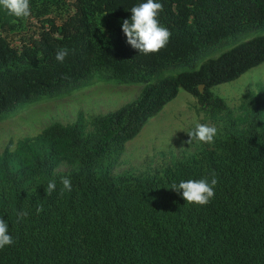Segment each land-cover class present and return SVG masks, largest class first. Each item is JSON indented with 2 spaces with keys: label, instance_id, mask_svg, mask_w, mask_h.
<instances>
[{
  "label": "trees",
  "instance_id": "1",
  "mask_svg": "<svg viewBox=\"0 0 264 264\" xmlns=\"http://www.w3.org/2000/svg\"><path fill=\"white\" fill-rule=\"evenodd\" d=\"M144 2L30 0L26 19L0 6V122L70 95L95 76L145 85L135 101L94 118L93 132L85 134L79 122L55 123L42 133L47 148L29 163L14 169L3 156L0 218L14 243L0 249V264H264L262 102L243 133L230 124L161 174L114 176L110 160L181 90L232 122L211 89L264 64V0H157L171 37L148 55L128 45L121 30L130 9ZM62 47L70 53L60 63ZM62 161L79 168L56 173ZM213 170L218 183L205 206L170 189ZM62 177L72 182L63 195ZM52 180L56 189L47 195ZM20 211L29 215L17 223Z\"/></svg>",
  "mask_w": 264,
  "mask_h": 264
},
{
  "label": "rangeland",
  "instance_id": "2",
  "mask_svg": "<svg viewBox=\"0 0 264 264\" xmlns=\"http://www.w3.org/2000/svg\"><path fill=\"white\" fill-rule=\"evenodd\" d=\"M145 85L120 82L115 79L92 77L91 83L70 95L32 104L20 113L0 122V163L7 155L14 169L30 162L32 156L47 148L43 131L55 124L81 123L83 132H93L94 118L112 113L135 101ZM212 92L229 107L230 123L225 112L205 111L192 94L181 90L155 117L150 119L136 138L125 145L124 151L112 157L114 176L132 172L137 176L161 174L166 168L187 160L211 143L196 139L188 144L187 132L196 123L217 128L214 139L223 136L230 124L239 133L246 130L254 106L263 103L261 114L264 128V64L253 68L238 79L213 87ZM107 161H103L104 166ZM77 163L62 161L56 173L78 169Z\"/></svg>",
  "mask_w": 264,
  "mask_h": 264
},
{
  "label": "clouds",
  "instance_id": "3",
  "mask_svg": "<svg viewBox=\"0 0 264 264\" xmlns=\"http://www.w3.org/2000/svg\"><path fill=\"white\" fill-rule=\"evenodd\" d=\"M0 6L16 18L26 19L31 16L30 0H0ZM162 11L163 4L157 2V0H146L144 3L133 6L130 9V19H123L121 24V30L126 37L127 44L144 55L155 54L165 48L169 43L171 32L159 22V14ZM69 53L70 49L67 47L59 48L55 59L63 63ZM216 134L217 128L215 126L196 123L195 129L187 132L190 139L186 142L190 144L193 139H196L203 143H212ZM217 183L218 179L213 170L210 177L181 180L178 184L173 183L170 189L181 194L188 204L205 206L214 198ZM61 184L63 185L60 192L61 195L65 191H72V182L69 178L62 177ZM55 189L56 182L52 180L49 181L45 192L47 195H51ZM42 211L43 205H38L36 213L39 214ZM28 215V211L18 212L17 223L26 219ZM13 243L14 238L9 234L8 223L3 218H0V249L5 248V246H11Z\"/></svg>",
  "mask_w": 264,
  "mask_h": 264
},
{
  "label": "water",
  "instance_id": "4",
  "mask_svg": "<svg viewBox=\"0 0 264 264\" xmlns=\"http://www.w3.org/2000/svg\"><path fill=\"white\" fill-rule=\"evenodd\" d=\"M203 89H204V86L203 85H200L199 90L202 92Z\"/></svg>",
  "mask_w": 264,
  "mask_h": 264
}]
</instances>
